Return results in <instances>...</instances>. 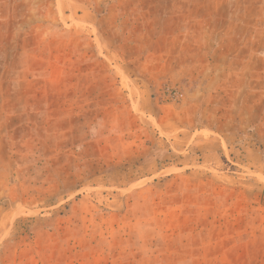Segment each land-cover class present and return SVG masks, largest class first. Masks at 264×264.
<instances>
[{"label": "rangeland", "instance_id": "obj_1", "mask_svg": "<svg viewBox=\"0 0 264 264\" xmlns=\"http://www.w3.org/2000/svg\"><path fill=\"white\" fill-rule=\"evenodd\" d=\"M0 264H264V0H0Z\"/></svg>", "mask_w": 264, "mask_h": 264}]
</instances>
